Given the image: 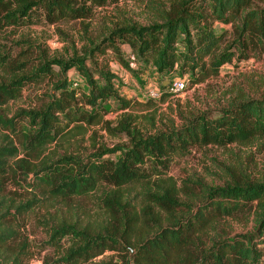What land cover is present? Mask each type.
I'll list each match as a JSON object with an SVG mask.
<instances>
[{
	"label": "trees",
	"instance_id": "obj_1",
	"mask_svg": "<svg viewBox=\"0 0 264 264\" xmlns=\"http://www.w3.org/2000/svg\"><path fill=\"white\" fill-rule=\"evenodd\" d=\"M119 1L0 0V29L34 23L38 10L49 24H55L89 18L94 6ZM147 1L152 14L147 25L117 24L102 41L92 40L82 57L42 60L31 73L21 74L27 70L26 60L12 57L6 48L0 51L4 73L0 110L20 98L28 82L50 78L54 65L64 72L75 70L89 90L79 97L64 78L54 83V94L39 110H21L11 118L0 113V129L5 132L0 134V264H33L35 259L41 264H264L260 247L264 180L255 181L234 167L227 170L222 186H208L201 192L187 184L179 188L172 180L151 181L154 173L162 174L157 164L166 165L172 156L185 155L194 147L264 140V93L256 97L239 93L238 100H231L217 116L205 113L180 128L150 134L136 127L139 117L131 112L144 104L120 96L114 84L117 76L107 67L98 69L96 77L88 63L94 64L109 49L123 62L121 46L127 45L139 62L154 67L161 76L179 67L182 75H197L192 81H205L237 56L244 60L252 57V51L264 52V7L256 4L258 0ZM217 23L234 25L235 39L228 41L226 31L218 34ZM168 87L162 86L163 99ZM109 99L125 111L116 124L103 120ZM149 118L156 128L155 118ZM95 124L112 137L126 136L129 142L111 150L102 147L88 156L50 150L53 144L84 136L87 127ZM112 153L120 156L105 158ZM138 187L144 200L135 205L130 196ZM98 191L104 220L73 221L77 215L69 217L72 221L44 219L49 234L44 244L58 257L40 258L45 247L26 234L37 210L49 201L70 202ZM255 203L259 210L254 233L231 236L223 224ZM106 252H117L119 259L98 263L96 258Z\"/></svg>",
	"mask_w": 264,
	"mask_h": 264
},
{
	"label": "rangeland",
	"instance_id": "obj_2",
	"mask_svg": "<svg viewBox=\"0 0 264 264\" xmlns=\"http://www.w3.org/2000/svg\"><path fill=\"white\" fill-rule=\"evenodd\" d=\"M261 1H256V4L264 7V2ZM160 2H166V0H160ZM149 4L147 0H120L104 7L94 6L89 18L66 20L55 24H49L38 10L33 15L34 23L0 29V51L6 48L11 51L12 57L22 62L26 60L27 70L22 71L21 74L31 73L34 68L41 65L42 60L70 59L76 55L82 57L91 46L92 40L102 41L109 33V29L117 24L147 25L152 17ZM214 28L218 34L226 31L228 41L235 39L234 25L217 23ZM255 53L257 55H254ZM106 54L98 56L95 59L97 61H94L96 64L89 61V67L96 77H98V69L107 67L110 73L117 76L114 84L119 89L120 96L144 104L131 112L139 117L134 124L145 133L148 130L150 134H154L158 131L180 128L191 118L205 113L210 117L217 116L221 110L228 107L231 100H238L239 93L246 97H256L264 93V52L261 51H252L250 59L238 60L237 56L232 63L223 65L219 74L211 75L201 82L192 81L193 74H180L179 67L172 74L166 77L161 76L154 67L139 62L136 54L127 45L121 46L120 56L123 62L112 49H109ZM206 61L208 62L209 59L207 58ZM126 64L129 66L127 67ZM3 76L4 73L0 72V79ZM64 78L69 82V89L77 91L79 97L89 92L86 81L75 70L64 72L58 65H54L50 78L40 83L28 82L20 98L3 106L0 113L11 118L21 110H39L50 101L51 94H54V83ZM175 79L182 80L185 88L176 93H171L167 89L166 93L169 94L163 99L162 86L165 82ZM151 90H157L161 95L154 98L149 93ZM84 108L94 111L89 107ZM106 110L108 112H102L103 120L115 124L125 112L119 109L118 102L114 99H109ZM149 117L155 118L156 128L151 126ZM0 134L5 135V132L0 129ZM2 139L3 137L0 136V141ZM128 142L126 136L112 137L102 129L101 125L95 124L87 127L84 136L61 144H53L50 150H58L60 154L88 156L102 147L111 150L118 146H125ZM119 156L120 153H112L105 158L116 160ZM156 167L157 170L162 171V174L154 173L151 178L153 183L160 179L172 180L179 188L189 185L198 192L208 186H222L228 178L227 170L234 167L238 171L245 170L253 180L261 181L264 180V140L257 139L246 144L235 143L225 147L215 144L198 146L190 149V152L185 155H174L166 165L157 164ZM100 195L98 191L87 197H75L70 202L49 201L44 208L38 209L37 218L30 222L26 232L33 243H42V247H45L43 251L39 246L36 248L37 256L41 251L42 259L58 257L49 245L44 244L49 239L47 226L42 224L44 219L72 221L69 217L77 215L73 221H88L90 224L102 222L104 216L97 202ZM130 199L135 205L141 204L144 200L142 190L139 187L133 189ZM183 199H185L184 195ZM70 208L72 213L68 212ZM258 210L255 203L249 206L244 214L228 220L223 225L231 236L254 233ZM260 247L264 252V242H260ZM117 256V252H106L96 258V261L98 263L117 261L119 259ZM262 260L264 263V256ZM41 263L42 261L35 259L33 264Z\"/></svg>",
	"mask_w": 264,
	"mask_h": 264
},
{
	"label": "built area",
	"instance_id": "obj_3",
	"mask_svg": "<svg viewBox=\"0 0 264 264\" xmlns=\"http://www.w3.org/2000/svg\"><path fill=\"white\" fill-rule=\"evenodd\" d=\"M168 86H169L168 87L169 92L176 93V92L183 90L185 88V83L182 80L175 79L173 81H170ZM149 93L154 98L159 97L161 95V93L158 92L157 90H151Z\"/></svg>",
	"mask_w": 264,
	"mask_h": 264
},
{
	"label": "water",
	"instance_id": "obj_4",
	"mask_svg": "<svg viewBox=\"0 0 264 264\" xmlns=\"http://www.w3.org/2000/svg\"><path fill=\"white\" fill-rule=\"evenodd\" d=\"M169 83H170V81L165 82L164 87H166Z\"/></svg>",
	"mask_w": 264,
	"mask_h": 264
}]
</instances>
